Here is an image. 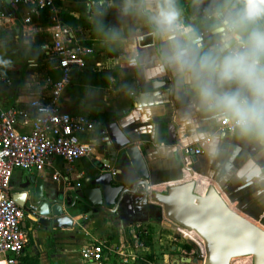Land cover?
Here are the masks:
<instances>
[{"label":"crops","instance_id":"crops-1","mask_svg":"<svg viewBox=\"0 0 264 264\" xmlns=\"http://www.w3.org/2000/svg\"><path fill=\"white\" fill-rule=\"evenodd\" d=\"M191 1L196 11H189L188 0H57L61 24L92 52L52 100L45 78L60 75L51 51L56 30L49 20L25 22L27 9L4 0L1 73L10 83L0 82V110L25 109L31 99L41 98L95 125L81 136L92 145L88 156L71 163L56 157L40 171L14 168L10 189L28 179L34 185L36 178L51 194L82 188L105 158L102 124L114 120L130 145L138 147L146 168L143 180L130 167V178L118 182L127 190L145 182L148 191L164 193L194 181L193 192L211 186L228 209L264 230V121L236 133L220 132L217 122L222 115L264 103L253 82L264 67V15L251 10L260 0H231L225 10L236 5L229 21L233 29L200 42L197 37L222 25L220 12H208L204 0ZM241 46L246 66L233 58ZM77 71L95 75L78 77ZM18 129L28 128L20 120ZM184 146L200 153L185 154ZM158 207L140 188L124 194L112 211L84 207L55 226L24 214L20 226L27 242L20 264H93L82 258L81 249L97 242L103 244L104 264H156V249L167 244L170 264L195 263L200 240ZM229 264H251V256L232 258Z\"/></svg>","mask_w":264,"mask_h":264},{"label":"built area","instance_id":"built-area-1","mask_svg":"<svg viewBox=\"0 0 264 264\" xmlns=\"http://www.w3.org/2000/svg\"><path fill=\"white\" fill-rule=\"evenodd\" d=\"M12 6H24L27 9L25 22L33 15L39 20L43 12L47 13L50 24L55 28L51 41V51L59 69V77H46L50 98L56 100L68 84L71 71L83 67L85 59L92 52L89 46L75 40L72 30L62 25L58 15L57 0H5ZM262 5V7H260ZM259 16L264 15V0L251 7ZM231 31L229 22L224 26ZM244 47L233 53V58L243 65L249 62L243 58ZM257 64V61H251ZM0 82L10 83V79L1 73ZM257 90L264 97V67L261 74L253 79ZM22 124L27 131L19 130ZM264 121V103L260 108L250 107L245 111L237 110L233 115H222L217 119L218 129L223 133H236ZM94 121L85 115L70 114L51 105L41 98H33L25 109L7 108L0 110V264H20V258L27 242V235L20 226L21 217L26 214L12 198L10 176L14 168L26 171H40L50 166L54 158L71 163L92 151V145L84 142L81 136L94 129ZM105 134V131L102 133ZM185 154H199L198 148L184 146ZM78 185V184H77ZM121 254V252H120ZM83 259L93 264H104L103 244L97 242L81 249ZM196 257L200 264L205 258L204 247L197 242Z\"/></svg>","mask_w":264,"mask_h":264},{"label":"water","instance_id":"water-1","mask_svg":"<svg viewBox=\"0 0 264 264\" xmlns=\"http://www.w3.org/2000/svg\"><path fill=\"white\" fill-rule=\"evenodd\" d=\"M3 3L4 0H0V7ZM235 9L236 5L233 4L232 9L218 13L222 25L203 33L197 37V41L222 33ZM104 131L100 142L105 158L91 171L85 186H76L65 195L62 192L51 194L43 192L39 178H36L34 185L31 184L34 181L28 179L25 184L11 189L13 200L38 224L55 226L68 221L67 214L70 212L84 207L112 211L124 194L134 193L141 188L145 198L149 197L157 203L158 211L162 209L167 219L198 237L205 251L203 264H229L232 258L242 256H251V264H264V230L228 209L211 186L203 193H196L193 192L195 182L188 181L159 193L148 191L145 182L133 184L130 181L129 185L133 184L130 190L123 183H118L129 179L132 170L139 178L147 180L145 164L138 147L130 145V138L114 120L102 124L100 133ZM212 216L214 219L206 224Z\"/></svg>","mask_w":264,"mask_h":264},{"label":"trees","instance_id":"trees-1","mask_svg":"<svg viewBox=\"0 0 264 264\" xmlns=\"http://www.w3.org/2000/svg\"><path fill=\"white\" fill-rule=\"evenodd\" d=\"M188 2H189V6H190L189 11L190 12H193L194 10L196 11V4L193 3L191 0H188ZM230 2H231V0H204L203 6L206 8V10L208 12H221V11L226 9V7L230 4ZM198 15L203 16L202 13H199ZM31 17H32V19H35L33 15ZM102 19H104V17L98 18V20H102ZM39 21L42 23H46V24L48 23V18H47L46 12H43L41 14ZM91 35L94 36L95 32L91 31ZM76 75H78V77H80L81 75H95V74L91 73V72H79V71H77ZM185 247L187 248L185 252L187 254H189L188 250H189L190 246L185 245Z\"/></svg>","mask_w":264,"mask_h":264},{"label":"rangeland","instance_id":"rangeland-1","mask_svg":"<svg viewBox=\"0 0 264 264\" xmlns=\"http://www.w3.org/2000/svg\"><path fill=\"white\" fill-rule=\"evenodd\" d=\"M169 244L162 245L156 249V252L154 253V261L156 264H170V254H169ZM195 263L193 264H200L197 257L195 258ZM180 264H186V263H180ZM192 264V263H191Z\"/></svg>","mask_w":264,"mask_h":264}]
</instances>
